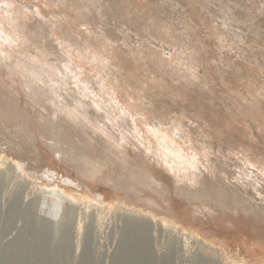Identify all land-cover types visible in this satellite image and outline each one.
I'll list each match as a JSON object with an SVG mask.
<instances>
[{
	"label": "rangeland",
	"instance_id": "374dc122",
	"mask_svg": "<svg viewBox=\"0 0 264 264\" xmlns=\"http://www.w3.org/2000/svg\"><path fill=\"white\" fill-rule=\"evenodd\" d=\"M173 1H180L182 8L177 9L165 0H0V20L15 37L14 44L4 36L3 40L0 38V81L3 79L5 87L11 78L5 72H11L15 86L9 90L20 95L17 99L22 104L30 92L29 78L34 76L33 71L38 72L33 66H40L44 76L51 79L53 90L69 100L75 96L89 103L91 107L84 104L83 107L96 111L99 126L105 132L110 130L114 136H121L118 144L124 146V153L131 157L142 150L152 157L150 165L155 166L157 174L161 172L160 181L169 185L172 193H154L153 189L139 184L119 185L117 180L125 177L112 165L102 168L99 180L82 176L73 162L70 164L64 157L53 154L48 148L49 141L44 142L34 133L33 136H37L34 147L28 138L14 131L10 124L14 118L0 114V155L7 159L5 168L0 167V264H118V260L120 264H156L148 253L149 248L144 247L145 243H140V247L129 245L127 240L123 243L125 227L122 222L126 224L132 217L127 211L115 207L100 210L93 202L90 215L85 216L83 208L75 206L71 219L67 220L65 207L48 203L42 207L36 205L40 197L37 188L44 187V183L41 185L30 175L40 176L46 167L57 172L59 177L69 175L76 179L82 188L66 190L79 200L84 199L83 195L90 197L87 186L100 191L111 202H124L138 209L146 206L134 199L135 195L156 203L164 200L176 220L197 226L227 243L234 241L233 248L240 245L242 257L252 251L253 245L264 246L263 221L239 222L232 216L230 221L229 215L218 213L215 223L198 224L192 218L189 203L178 198L174 190V186L193 182L192 171L174 173L177 180L174 185L167 174L162 173L165 166L157 158V151L161 149L159 141L163 139L161 134L187 158L195 155L213 159L221 152L230 153L233 165L239 163L237 158L241 154L248 155L250 161L262 164L263 182L259 184L264 186V28L258 27L256 35L227 28L216 24L221 22L219 19L212 22L222 13L209 15L201 7L202 0ZM154 3L159 8L156 9ZM162 3L164 8H161ZM129 4L132 8L125 7ZM259 16L263 26L264 14ZM163 26L168 28L166 32L161 29ZM146 27L152 29L149 31L144 29ZM183 40L188 43L187 46L183 44L185 53L175 46ZM68 56H71V72L65 67ZM190 57H196L195 63L200 65L201 73L188 66ZM7 62H17V72L10 70ZM145 64L158 69L149 70ZM179 90L188 97L178 96ZM110 94L119 99L112 101ZM249 106L261 117L254 119ZM21 124L15 122V125ZM224 141L230 144L232 153L222 150L220 154L215 153L214 144ZM38 154L46 158L43 163L35 159ZM8 160L12 161L10 166ZM244 167L249 168V165ZM232 170L240 173L243 169ZM56 184L62 186L59 179ZM126 192L130 196L126 197ZM161 232L166 231L157 230V238L154 234L149 239V242L154 239L150 245L160 248L159 254H164L161 259L155 257L158 264H194L193 259L206 261L207 257L213 262L210 261L211 264L230 263L223 251H216V260L213 253L206 254L194 246L188 247L192 250L181 249L176 243L179 246L176 248L173 234ZM132 235L133 242H140L139 235ZM136 237L139 240H134ZM128 246L130 251H127ZM144 249L149 250H145L147 255ZM155 249L157 253L159 250Z\"/></svg>",
	"mask_w": 264,
	"mask_h": 264
},
{
	"label": "bare ground",
	"instance_id": "6f19581e",
	"mask_svg": "<svg viewBox=\"0 0 264 264\" xmlns=\"http://www.w3.org/2000/svg\"><path fill=\"white\" fill-rule=\"evenodd\" d=\"M165 1L171 2V5H173L177 9H179V7L182 8L180 1H173V0H165ZM202 1H203V3H201L202 9L205 12L210 13L209 15L212 14L215 15V13L213 12L222 13L216 15V19H213L212 22H214V20L217 19L221 20V22L216 24H220L221 26H225L227 28L234 27L239 29L240 31L252 33L255 35L258 34L257 31L258 27L264 28V25L263 26L260 25L261 21H259L260 20L259 15L264 14V0H202ZM109 4L112 5L111 2H109ZM158 6H159L158 4L154 3V7H156V9L159 8ZM212 6H214L215 8L214 10L212 9ZM125 7L130 8L131 4L126 5ZM161 8H164L163 3ZM256 10H258L259 12ZM100 12L102 13V11ZM127 13L130 12L128 11ZM258 13L259 15H257ZM8 20L10 21V19ZM154 25H158V24L154 23ZM4 26L5 25L3 21L0 20V35H1L0 38L2 39L3 38L2 36H4L6 41H9L10 44H14L15 37L11 33H9ZM144 29L150 31V29L152 28L146 27ZM155 29L158 30L159 28L155 27ZM161 29L164 32H166L168 28H164L163 26ZM181 42L182 43L179 42L175 43V46L178 48L177 50H179L181 53L183 52L185 53L183 49L185 46L188 45V43H183L184 40ZM183 44L186 45L184 46ZM195 53L197 54L198 52ZM2 60L4 61L5 59L2 58ZM69 60H71V56H68V60L66 61L65 67L66 69H68L69 72H71L70 71L71 69L69 67L72 66V64L69 62ZM93 61L101 65V63H99L98 60H93ZM197 61L198 60L196 59V57L194 58L190 57V61L187 64H189L188 66H190L196 72L201 73V71H199L198 69V67L200 68V65H198V63H195ZM6 64L10 68V70L13 71L15 70V72H17L16 69L18 67L17 62H7ZM145 66L148 67L147 69L151 68V69H155V71H157L158 69L146 64ZM33 67L34 70H38V72L36 73L33 71L34 76H31L29 78L30 92H27L24 100L22 99L23 100L22 104L20 99H17L20 97V95L18 97L13 92V90H9V87L11 88L15 86L12 80L13 74L11 72H5L6 75L11 76V78L9 77L10 79L7 80L8 87H5V83L3 79H1L0 81V114L3 116H11L9 118H14V121L11 122L10 124L14 126L13 129L16 133H21V135L24 138L26 139L28 138L29 142L34 147L37 140V136H33L34 133H36L39 136V138L42 139L44 142L49 141L48 148L53 151V154H57L60 157H64L67 161L70 162V164L71 162H73L76 165L77 168L76 170H78L77 172H79L82 176L99 180L100 175L102 174L101 172L102 168L106 167L107 165H112L115 166L118 169L119 173H122V176L125 177L124 180H117V182H119V185L139 184L145 188L153 189L154 193L156 192L165 193V194L169 193L170 195H172V193L170 192V186L164 184L162 181H160L161 179H159V174L161 172L159 171V173L157 174V169L155 168V166L150 165V161L152 157L148 156L142 150L139 153H134L131 157H129V155L126 152L124 153V148H123L124 146L118 144L121 136H114V134L110 130L109 132H105V130L99 126V121H98L99 115H97L96 111L84 109L83 104L84 106L87 105L88 107L89 106L91 107L89 103H84L80 98L75 96L71 97V100H69L66 97L62 96L61 94H58L51 87V79L44 76L45 73L41 69V67L40 66H33ZM102 67L106 68L104 67V65H102ZM170 73L173 74V72ZM78 77H81V75H78ZM73 78H75V75L73 76ZM168 78H172V76ZM110 95L112 101L119 99V98L116 99V97H114L112 94ZM187 95L184 94L182 90L178 91V96L188 97ZM252 106H249L250 115L254 119L258 117L260 118L261 115L257 113ZM18 119H20V121H16ZM15 122H22V124L21 126L15 125ZM254 124L255 127H259L257 123ZM7 132L9 134L10 131L7 130ZM161 135L163 136V139H160L159 141V146L161 149L157 151L158 152L157 158L159 159L158 161L162 162L165 166L164 168L165 171H162V173L164 174L166 173L167 174L166 177L170 181H172V184L175 185L177 183V180L173 176L174 173L187 174L188 170L192 171L191 176L193 177V182H191V184H185L181 187L174 186V190L178 198L179 197L183 198L187 203H189V208L193 213L192 218L198 224H204L205 221L206 223L207 221L214 222V220L218 218L216 217L218 213H222L227 216L229 215L228 216L229 218L230 216H232V218H236L237 221L239 222L250 221V220L251 221L253 220L255 222H257L256 220L264 222V186L262 187L259 184V181L262 180L261 174H263V170L261 169L262 164L257 165L256 162L250 161L248 155L243 156L241 154V156L237 158L239 163L232 165L231 164L232 160L230 157L231 155H229L230 153L223 154V152H221V150L224 152H229V151L231 152L232 148L229 147L230 144H226L227 142L225 141L223 143L214 144L215 147L213 149H215V153L220 154L221 152L219 157L215 156L213 159H208V156H204L202 158L205 160H203L202 158H199L198 156L194 155L191 156L190 158H187L183 156L177 149H174L172 145H170L167 142V138L163 134ZM204 142L207 143L206 140ZM209 142L208 144H211L212 141L210 143ZM235 143H238V141L236 140ZM44 158L42 155L39 154L38 156L35 157L36 160L42 163L46 159ZM10 162H9L10 163L9 166L12 164V161ZM6 163H7V159L5 158V156L0 155V167L1 168L2 166L4 167ZM247 164L249 165V168L246 167L245 169L244 166ZM62 165L64 166V164ZM232 168L236 170L242 168L243 170L242 171L240 170V173H237L233 171ZM258 169L260 170L257 171ZM15 170L18 169L15 168ZM23 174L24 172L21 175ZM169 175H171L174 180H172V178ZM30 176L36 178V180L39 181L41 185L44 183L43 184L44 187L39 186L40 188H37V191L39 190L38 192H40L39 194L40 197L38 198L39 200H37L36 205L42 207L45 203H48L51 205L65 207V211H67V220L71 219L72 216L71 212L75 210L74 209L75 206L76 207L81 206L83 208V214L85 216L86 215L88 216L89 209L91 206H93V202L94 204L100 206V210L103 208L112 210L115 207L116 210L118 208L120 210L127 211L132 217L128 218L129 221L125 219L127 220L126 224L122 222V224H124L125 227V228L123 227L125 233L122 235L123 237L121 236L122 238H124L123 243L125 244L127 240L128 242H130L129 245L132 244L139 247H140V243L142 245H144L145 243L144 247L149 248L150 251L148 249H144V252L145 250H148L149 251L148 253L152 256L151 259H153V261H155L156 264H158L157 260L162 258L160 256L164 255V254L162 255L159 254L160 248L155 249L153 248V245L152 246L150 245V242L152 241L154 242V239L152 241L150 240L149 242V239H151L152 235L157 233V230L160 231L164 230L166 232H169L170 234H173V236L176 238L175 244L177 243L178 245H180L181 249L183 248L188 249V247L194 246L193 248L197 247L196 249H200L201 252L204 251L206 254L207 252L209 253V255L213 253L212 256L214 255L213 256L214 259L218 258L215 256L216 251H223L224 254L228 256L227 259L230 260L229 264H264V246H262V244L253 245V248H251L252 251L250 252L247 251L248 254L247 255L245 254L246 257L245 256L242 257L240 245L237 246V244H235L237 248H233L234 241L227 243L224 239H221L220 237H215L213 235L207 234L197 226H188L183 222L176 220L174 216H171L170 205H168L164 200H162L160 203L159 202L156 203V201H153L150 198L135 195L134 199H137L139 202H142L143 204L140 203L141 205L146 206V208L143 207L144 209L141 208L138 209L135 206L127 205L124 202L119 203L115 200L116 201L115 203L113 202L112 198H111L112 200L111 202L109 201L110 199H108L105 195L100 193V191L98 192L93 191L89 189L88 186L87 188L89 190L90 197L88 196L86 197L85 195H83L84 199L79 200L78 199L79 197L76 198L74 194L69 193L66 190L69 189V187H73L76 189L82 188V185L79 182H77L76 179L75 180L72 179L69 175L59 177L57 172L52 170L50 167H46L40 176H38L37 173H33V175ZM58 179L60 180L63 187L56 184V181ZM78 179H80V177H78ZM126 188H128V186L125 187V189ZM101 192L103 191L101 190ZM127 193L128 192H126V197L127 195H129ZM115 197L117 198L118 196ZM132 199H130V201ZM126 200L129 201V198ZM242 213H244L245 215H240ZM97 215L98 214H96V216ZM82 216L83 215H81V217ZM247 216H249L250 218ZM96 218H99V216ZM229 218L228 220L231 221V218L230 219ZM100 219L101 218H99L98 220ZM42 220L46 221V219L44 218H42ZM225 223L227 225L230 224V223L228 224V221H226ZM78 224H80V220ZM133 233L141 237L140 242L132 241ZM158 233L160 234V232ZM162 234L161 236H163ZM154 238H157L156 234ZM136 239L138 238L136 237L134 240ZM175 244L173 243V245ZM129 248L131 247L128 246L127 251H130ZM176 248H179V246H177ZM190 248L188 250H192ZM153 249L159 251H157L156 253ZM122 250L124 251L125 249ZM134 252H137V250H135ZM156 254H158L159 257ZM155 257L158 259H156ZM204 257L203 259H206ZM196 259L195 260L189 259V260L190 261L192 260L194 264H211L210 263L211 260L210 261L207 260L209 259L208 257L206 261L202 259L200 260H196ZM216 260H214V262H216ZM118 261H119L118 264H120V260Z\"/></svg>",
	"mask_w": 264,
	"mask_h": 264
}]
</instances>
